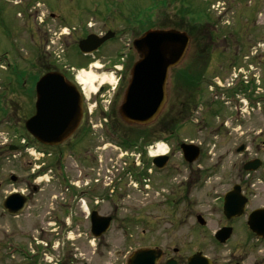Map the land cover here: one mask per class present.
Masks as SVG:
<instances>
[{
  "label": "rangeland",
  "instance_id": "374dc122",
  "mask_svg": "<svg viewBox=\"0 0 264 264\" xmlns=\"http://www.w3.org/2000/svg\"><path fill=\"white\" fill-rule=\"evenodd\" d=\"M64 1L69 2V0ZM73 1L76 4L84 5L86 12L83 19L77 20L73 16L66 17L65 21L51 18L48 12L54 11V9L57 11L55 8L58 6L57 0L0 1V58L8 57L6 54L8 53L10 70L15 77L22 74L25 77L38 79L45 72V68L51 67L47 64L57 66L60 71L65 70L64 65L66 67L73 66L74 72L71 71L72 74H69L71 79L75 78L77 70L93 72L99 80L96 83L99 91L100 86L98 85L101 84V78L106 75L113 77L110 81L109 79L104 80L110 93H117L120 88L124 93L130 78V70L138 60L133 41L139 36V31L144 29L143 21H138L149 19L150 14L155 19L156 26L160 27H168L169 17L175 14L180 16L183 13L186 14L193 21L192 25H195V28L200 26V21H195L204 19L203 16H211L210 19L215 18L216 23L207 28L209 33L213 28L217 30L221 27L226 29L237 27L238 17L241 23H245L247 21L245 19L246 12L252 11L254 8L255 21L249 22V24L258 35L264 37V8L257 7L252 0L253 8L247 7V5L249 6L247 3L245 6L246 1H244L245 9L240 6L239 0ZM59 5L64 4L59 3ZM77 7L82 8L81 6ZM224 9L226 10L223 11ZM258 10H260L259 13H257ZM216 24L218 27H215ZM108 30L117 33L116 39H112L98 52L87 57L80 52L78 44L81 39H84L89 33H105ZM189 31L194 30L190 29ZM255 31L254 35L258 39ZM70 32L71 35L65 34ZM193 36L197 46L200 47L202 45L200 34L193 33ZM251 57L252 55L245 54L240 61L241 67L238 65L235 69L233 67L221 75L222 83L231 82L235 85L240 79L232 82L236 72L238 75L241 72H246L247 78L250 79L251 74L256 70L263 79L262 64ZM109 61L116 64L119 73H115L117 69H112V72H103L101 67L110 65ZM194 61L195 64L190 66L189 73H197L195 81L196 77L201 75V67L198 66V59ZM2 62L3 65H0V86L8 77L5 65L8 62L6 60ZM183 70V65L174 71L171 70V77H177L176 79L179 81H175L174 85V80L173 82L171 79L169 80V95L172 91L179 94L186 92L182 88V84H185ZM231 70L235 71L231 74ZM263 87L256 89L260 94L255 92L254 97L264 96ZM198 88L197 85L191 86L190 105L186 107L187 109L192 108L194 99H197V108L185 127L175 134L178 141L187 139L197 144L202 143L203 155L197 162V164L200 163V166L194 164L192 168H184L181 166V160L177 154L173 163L181 168H176L171 174L152 175L149 186L141 188V184L136 183L131 197L136 203L132 209L136 208L138 220H136L137 224L131 226V230L126 231L127 226L130 227L128 224L125 226L126 229L113 227L109 232L108 245H86L77 240L71 245L65 243L68 241L67 239L58 244L54 237L44 235L42 230L31 222L39 220L33 217V208L28 210V214L25 212L19 218L11 219L3 215L0 218V264H63L65 254L71 249L77 255V264H127L130 255L141 248L161 249L164 257L159 264H164L167 257L175 255L176 257L179 255L183 259L180 260V264H188L187 256L197 250H201L203 254L212 259H228L230 249L234 244L230 243L227 247H223L224 244H218L213 240V233L215 234L222 223L221 218L224 215L221 208L224 196L238 182L237 168L243 158L237 154V146L241 142H252L259 134L264 136V98L258 100L259 109L255 110L252 109L247 95L243 93L235 95L229 86H221L218 91L216 86L213 89L206 88L205 93L198 91ZM249 93L252 92L249 91ZM91 94L94 93L91 92L88 95ZM203 98L205 101L202 102ZM206 100L209 102L207 103ZM201 102L202 104L198 106ZM210 104L211 106H209ZM170 106L168 104L166 109L165 114L167 115ZM240 107L245 111H241ZM183 109L185 110V108ZM218 109L220 110L219 115H215V111L217 112ZM252 111L256 113L251 115ZM13 116L10 118V135L7 134L9 128L6 120L0 117V138L1 136H10V143L16 140L13 137L12 123L18 120L19 115ZM238 116L244 123L240 124V119V121H236ZM249 120L251 121L248 122ZM223 122L224 126L218 129ZM99 124L100 122L97 120V125ZM137 126L145 127V125ZM137 126H123L122 129L127 134L125 141L133 140L143 130ZM162 142L163 140L160 139L158 144H162ZM110 149L114 148L110 147ZM118 151L110 152L112 162H119L118 154L121 153ZM14 154L18 155V153ZM20 157L19 155L16 158L11 157L10 162L7 163V160L2 159L5 156H0V182H10L9 178L13 173L19 179H23L25 175L22 166L24 156ZM197 171H200V174ZM111 177L113 178L112 174ZM43 183L47 185L50 182L46 178ZM188 186L190 189L187 190ZM14 188L18 189V186L10 185L1 188L5 190L4 192L0 189V215L3 197ZM47 188L50 186L48 185ZM181 195H184L185 203L178 202L177 198ZM124 213H127L126 215L133 214L128 210ZM197 214H202L206 219L208 223L206 228L202 229L194 223L196 221L194 217ZM12 222L20 226L11 225ZM195 229L201 232L199 239V233ZM129 231L133 232L134 237L129 240L122 239V232ZM75 237L77 239V236ZM13 244L15 247H12ZM15 248H19V250L16 252ZM174 249H178V253H174ZM32 255L36 256L32 258Z\"/></svg>",
  "mask_w": 264,
  "mask_h": 264
},
{
  "label": "flooded vegetation",
  "instance_id": "af4514ba",
  "mask_svg": "<svg viewBox=\"0 0 264 264\" xmlns=\"http://www.w3.org/2000/svg\"><path fill=\"white\" fill-rule=\"evenodd\" d=\"M244 1H246L245 6L249 4L247 7L253 8L251 0H239L238 3L243 9H245ZM252 1L256 3L257 7L264 8V0ZM57 2L58 6L55 7L57 11L54 9V11L50 10L48 12L51 18H59L65 21L66 17L73 16L77 20L83 19L86 12L84 5L76 4L73 0H69L70 3H66L64 0H57ZM59 3L64 5H59ZM77 6L82 8L80 9ZM246 13L245 19L247 21L245 23H241L238 17L237 27L231 29L221 27L217 30L213 28L209 33L207 28L214 26V23H216L215 18L210 19L211 16L201 20L198 29L195 28V25H192L194 24L192 21L185 17L177 20L171 19L172 26L176 21L177 25H180L183 30L192 29L194 30L193 33L198 32L200 34L202 45L200 47L197 44L196 47L193 46L194 49L192 48L189 51L187 60L182 62L181 65H183V69L188 68L195 64V59H198L201 76L198 82L185 84L186 93L183 95L182 100L176 98L177 93L172 91L169 95L168 104L171 106L167 118H162L163 114H161L154 123L145 127L137 126V128L143 130L131 141H125L127 139L125 135L127 134L122 128L128 124L124 122L119 111L125 94L122 93L121 88L117 93H110L106 82L100 85L98 93L89 96L86 93L83 94L81 118L76 128L61 143L47 144L36 138L26 124L36 113L37 82L39 78L33 79L22 74L15 77L10 70V58L6 53L8 57L0 58V65L3 60L8 62V64H5L8 77L0 86V117H3L8 124V135H10V118L14 117L13 115L19 116L17 117L18 120L12 123L14 128L12 129L14 132L13 137L16 138L15 142L12 139L13 142L10 143V136H1L0 138V156H5L2 159L7 160V163L10 162L11 157L16 158L19 155L22 158L24 156L22 166L25 175L23 179H19L13 173L10 175V182H0V189L10 185L18 186V189L14 188L3 197L0 218L3 215L11 219L19 218L25 212L28 214V210L33 208V217L39 220H32L31 222L37 228H40L44 235L54 237L58 244H60V241L67 239L68 241H65V243L71 245L76 240L86 245H108L110 241L109 232L113 227L116 226L120 229L128 227L126 231L131 230V226L137 224L136 220H138L136 208L132 209L136 206V203L131 197L136 183L139 182L142 188V186L148 185L153 177L152 175L171 174L181 166L192 168L203 155L202 143H199L200 157L193 163L187 162L182 151L183 141L187 143L194 142L187 139L178 141L174 131L176 113L181 108L190 105L191 96L189 92L191 86H199L198 91L202 93H205L206 88L213 89L216 86L218 91L221 86H229L235 95L239 93L247 95L252 109H259L257 106L258 100L263 99L264 96L254 97V93L260 94L256 89L264 86V76L261 79L258 72H256L257 70L247 80H244V77L238 79L236 72L232 82L237 79L239 82L235 85L231 82L223 84L221 79V75L228 70L233 67L235 69L238 65L241 67L240 61L245 54L252 55L251 58L262 64L264 70V37L258 35L249 24V22L255 21L254 8ZM150 25H152V19H150ZM215 27H218V25L216 24ZM143 28L147 30L150 27L143 26ZM73 29L75 30V28ZM144 31L139 34L142 35ZM254 31L258 39L254 35ZM98 34H104V32ZM190 34L192 36L191 41L195 45L194 36L191 32ZM69 35H71V32ZM116 37L117 33L114 39ZM108 64L110 65L103 66V72H112V69H116V64H112L111 61ZM47 65L51 67L45 68L44 73L55 71L51 64ZM231 71L232 74L235 70ZM211 72L216 73L212 74ZM115 73H119V70ZM65 74L69 75L67 72ZM249 91L252 93H249ZM196 100L194 99L193 107L190 108L191 114H188L187 120L182 127L178 128V131L185 127L190 116L197 108ZM203 101H205V98H203ZM240 108L241 111H245L242 107ZM219 111V109L217 112L215 111V115H219ZM253 113L256 112H250L251 115ZM239 119L241 120V117L238 116L235 120L238 121ZM97 120L100 122L99 125H97ZM242 123H244L243 120L240 124ZM223 126L224 122L218 129ZM160 139L163 140V144L168 150L167 157L166 159L156 160L160 156L157 153ZM110 147L114 149L111 150ZM117 150L121 153L118 154L119 162H112L110 152H117ZM236 151L243 159L237 168L238 182L233 187L235 185L240 186L248 204L244 213L240 216L232 218L223 216L221 218L222 223L215 232L216 234L223 227L231 228L230 238L223 246L227 247L230 243L234 244L230 249V257L228 259L209 258L212 264H264V211L257 212L264 210V202L257 203L264 201V136L259 134L252 142H241ZM14 153H18V155ZM177 154L181 160L180 167L175 166L173 163V159ZM254 160L260 162L259 168L251 172L246 171L245 163ZM161 163H167V165L160 168L159 164ZM197 166H200V163ZM197 172L200 174V171ZM46 178L50 182L47 185L43 183ZM48 185L50 188H47ZM188 189H190V186H188ZM12 194H22L25 200V206L19 215H13L4 206L5 199ZM177 200L178 202H186L184 195H181ZM127 210L133 214L126 215L127 213H124V211ZM221 211H223V208H221ZM199 215L204 218L202 214H197L194 217L196 219L194 223L204 229L208 223L207 221L204 224L199 222ZM11 225L20 226L15 222H12ZM252 226H257L261 230H254ZM197 231L199 239L201 232ZM215 234L213 233V240L219 244ZM75 236H77V239ZM132 237H134L132 231L122 232V239L129 240ZM12 247H15L14 244ZM15 250L17 252L19 248H15ZM177 251L178 249H174V253H178ZM197 253H202V251L197 250L187 256L188 264H190V258ZM34 256L36 255L31 257L34 258ZM76 256L73 249H71L70 252L65 254L63 264H77ZM167 260H175L176 264H180V260L183 259L179 255L177 257L175 255L167 257ZM166 261L164 264H166Z\"/></svg>",
  "mask_w": 264,
  "mask_h": 264
},
{
  "label": "water",
  "instance_id": "95a60500",
  "mask_svg": "<svg viewBox=\"0 0 264 264\" xmlns=\"http://www.w3.org/2000/svg\"><path fill=\"white\" fill-rule=\"evenodd\" d=\"M113 36L111 31L102 37L91 34L80 41L79 48L83 53H93ZM189 44L188 33L173 28L150 29L134 41L138 60L132 67L129 85L120 107L125 122L146 125L158 117L168 100L169 72L184 59ZM37 96L36 113L27 121V128L47 144H59L81 118L82 93L62 73L48 72L37 83ZM182 150L190 163L200 156L197 145L184 143ZM160 159H166V156H159L156 160ZM166 164L161 163L159 167H165ZM257 167L258 164L253 162L246 165L247 170H255ZM246 205L247 199L237 185L224 197V214L228 218L240 216ZM4 206L13 215H18L25 206V200L22 194H12L5 200ZM198 220L203 224L205 222L201 216H198ZM252 227L261 230L257 226ZM230 231L226 228L219 231L217 239L226 242ZM161 257L162 252L159 250L141 249L131 255L129 264H157ZM189 263L209 264V260L197 254L190 258ZM167 264H176V261L169 260Z\"/></svg>",
  "mask_w": 264,
  "mask_h": 264
},
{
  "label": "bare ground",
  "instance_id": "6f19581e",
  "mask_svg": "<svg viewBox=\"0 0 264 264\" xmlns=\"http://www.w3.org/2000/svg\"><path fill=\"white\" fill-rule=\"evenodd\" d=\"M76 79L79 82V84L83 87L84 92L86 94H90L91 92H93V93L97 92L98 88L96 86V83L99 80H98L97 76L93 72H88L86 70H81L80 72H78L76 74ZM101 79L102 80L100 81V83L103 84L105 82L104 80L109 79V81H110V80L113 79V77H109V76L103 75ZM100 85H98V86H100ZM167 151L168 150H167L165 144H159L158 151H157L158 154L164 155V154L167 153Z\"/></svg>",
  "mask_w": 264,
  "mask_h": 264
},
{
  "label": "trees",
  "instance_id": "16d2710c",
  "mask_svg": "<svg viewBox=\"0 0 264 264\" xmlns=\"http://www.w3.org/2000/svg\"><path fill=\"white\" fill-rule=\"evenodd\" d=\"M203 20V19H202ZM199 21H201V20H199ZM173 24H178L176 21H175V23H173ZM177 27H181L180 25H177ZM187 30H189V29H187ZM192 34H193V32H191ZM195 33V32H194ZM194 42H195V45L193 44V46L194 47H196V40H195V38H194ZM189 69H191V68H189ZM189 69H186V70H183L184 72H183V80H184V82H185V84H187V83H194V82H198V80H199V78H200V76L201 75H198L197 77H196V80L194 81V78H195V75L197 74V73H192V74H190L189 73ZM188 70V71H187ZM179 80V79H178ZM181 87V86H180ZM182 87H184V85L182 84ZM188 110H189V112H188ZM188 114L190 115L191 114V109L189 108V109H187V108H185V110H182V108L176 113V115H175V127H177V126H181L186 120H187V118H188ZM179 116V117H178ZM163 118L164 119H166L167 118V114H164V116H163Z\"/></svg>",
  "mask_w": 264,
  "mask_h": 264
}]
</instances>
